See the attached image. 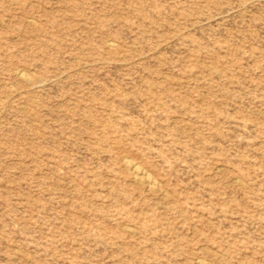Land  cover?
Listing matches in <instances>:
<instances>
[{"label": "rangeland", "instance_id": "obj_1", "mask_svg": "<svg viewBox=\"0 0 264 264\" xmlns=\"http://www.w3.org/2000/svg\"><path fill=\"white\" fill-rule=\"evenodd\" d=\"M0 264H264V0H0Z\"/></svg>", "mask_w": 264, "mask_h": 264}, {"label": "bare ground", "instance_id": "obj_2", "mask_svg": "<svg viewBox=\"0 0 264 264\" xmlns=\"http://www.w3.org/2000/svg\"><path fill=\"white\" fill-rule=\"evenodd\" d=\"M23 78V77H22ZM133 165V164H132ZM136 165V164H135ZM133 167V166H132ZM131 168V167H130ZM133 169H134V172H135V174H136V178L141 182V181H147V182H151L150 181V179H149V176H148V178L141 172V171H143V169L140 171V168L138 167V166H134L133 167ZM136 179V180H137ZM137 180V181H138ZM152 180V179H151ZM152 184H153V180H152ZM151 184V185H152ZM150 185V186H151ZM158 185V184H157Z\"/></svg>", "mask_w": 264, "mask_h": 264}]
</instances>
